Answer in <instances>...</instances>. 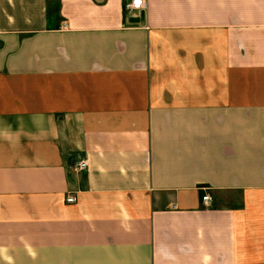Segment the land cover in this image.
<instances>
[{
	"label": "crops",
	"instance_id": "obj_1",
	"mask_svg": "<svg viewBox=\"0 0 264 264\" xmlns=\"http://www.w3.org/2000/svg\"><path fill=\"white\" fill-rule=\"evenodd\" d=\"M128 1L0 0V264H264V0Z\"/></svg>",
	"mask_w": 264,
	"mask_h": 264
},
{
	"label": "built area",
	"instance_id": "obj_2",
	"mask_svg": "<svg viewBox=\"0 0 264 264\" xmlns=\"http://www.w3.org/2000/svg\"><path fill=\"white\" fill-rule=\"evenodd\" d=\"M145 8V0H129L124 5V9L127 13L139 12ZM87 167L86 161L81 160L77 162L72 168L76 171L85 170ZM202 202H207L210 200L208 194H204L201 198ZM68 203H74L76 201V196L71 195L66 198Z\"/></svg>",
	"mask_w": 264,
	"mask_h": 264
}]
</instances>
